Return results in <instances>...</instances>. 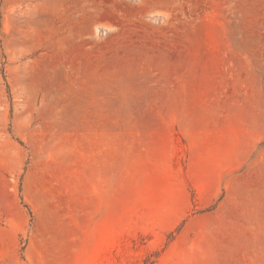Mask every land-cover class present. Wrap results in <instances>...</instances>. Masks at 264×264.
Instances as JSON below:
<instances>
[{
	"label": "rangeland",
	"instance_id": "1",
	"mask_svg": "<svg viewBox=\"0 0 264 264\" xmlns=\"http://www.w3.org/2000/svg\"><path fill=\"white\" fill-rule=\"evenodd\" d=\"M0 264H264V0H0Z\"/></svg>",
	"mask_w": 264,
	"mask_h": 264
}]
</instances>
